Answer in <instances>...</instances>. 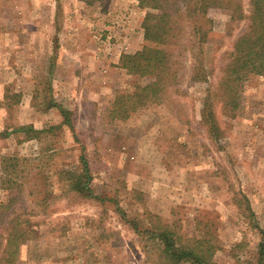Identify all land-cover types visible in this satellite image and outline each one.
<instances>
[{"label":"rangeland","instance_id":"rangeland-1","mask_svg":"<svg viewBox=\"0 0 264 264\" xmlns=\"http://www.w3.org/2000/svg\"><path fill=\"white\" fill-rule=\"evenodd\" d=\"M241 3L247 14L249 0ZM145 14L138 0H0V201L9 192L1 184L5 157L43 162L50 175L44 189L37 167L24 173L10 209L34 229L20 245L21 264H159L148 232L159 221L182 237L213 240L218 264H256L264 75L244 80L233 114L218 86L248 22L227 7L209 8L206 39L176 49L179 80L166 97L114 117L116 96L149 79L120 67V56L111 60L142 48ZM29 125L42 133L23 129ZM81 153L93 196L69 184L66 170Z\"/></svg>","mask_w":264,"mask_h":264},{"label":"trees","instance_id":"trees-1","mask_svg":"<svg viewBox=\"0 0 264 264\" xmlns=\"http://www.w3.org/2000/svg\"><path fill=\"white\" fill-rule=\"evenodd\" d=\"M138 1L140 6L146 9L142 21L145 42L142 48L134 53H122L119 66L126 69L128 73L149 77V79L146 83L137 85L132 94L116 96L111 109L112 115L126 118L138 106L150 102L158 103L166 97L168 87L175 85L179 80L176 49L179 50L186 46L190 38L193 43L192 47L197 45L198 37L199 42L206 39L201 20L212 6L227 7L232 11L233 19H246L248 22L245 31L234 40L229 61L223 66L218 81L221 95L225 97L224 105L233 114L240 106L239 96L244 80L250 74L264 75V0H249L247 14L241 0ZM203 67L201 62L197 64L194 67L196 74L198 70L202 71ZM209 100L210 97L207 98L203 109L205 118L211 115L208 108ZM52 105L53 103H50L47 108ZM61 112L62 123L66 122L73 128L69 117L70 111L61 110ZM23 129L27 132L32 130L37 134L42 133V130H35L30 125ZM79 158L80 163L66 170L70 172L69 177L71 176V179H68L69 184L71 189L87 196H93L89 186L90 171L85 154L81 153ZM34 167L38 168L37 179L46 182L42 186L46 189L50 175L48 169H45V163L32 164L31 161L18 156H7L3 159L1 184L9 192L6 200L0 201V264H21L19 261L20 245L29 232L34 233V229L31 231L27 229V225L31 224V219H23L21 213L10 210L25 187L23 180L26 179V175L24 173ZM62 171L58 174L65 180ZM39 189L38 192H40ZM47 194L50 193H44L41 201L47 200ZM148 232L152 243L157 247L159 264H218L213 259L218 247L210 238L205 236L182 237L171 224L162 221L155 223L148 229ZM262 235V239L257 244L256 264H264V230H262Z\"/></svg>","mask_w":264,"mask_h":264},{"label":"crops","instance_id":"crops-1","mask_svg":"<svg viewBox=\"0 0 264 264\" xmlns=\"http://www.w3.org/2000/svg\"><path fill=\"white\" fill-rule=\"evenodd\" d=\"M141 23V22H140ZM121 54H119L118 56H116L115 57V55L114 56H111V60L113 61V62H118L117 60L119 59V56H120ZM107 56V55H106ZM108 57H110V56H108Z\"/></svg>","mask_w":264,"mask_h":264}]
</instances>
